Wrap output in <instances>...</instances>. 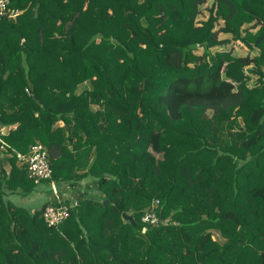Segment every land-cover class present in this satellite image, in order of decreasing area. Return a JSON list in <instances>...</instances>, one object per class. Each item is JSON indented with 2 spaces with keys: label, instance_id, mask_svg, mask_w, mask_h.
<instances>
[{
  "label": "trees",
  "instance_id": "1",
  "mask_svg": "<svg viewBox=\"0 0 264 264\" xmlns=\"http://www.w3.org/2000/svg\"><path fill=\"white\" fill-rule=\"evenodd\" d=\"M9 6L21 14L0 18V264H264V0ZM37 143L60 200L18 160ZM43 183L34 213L7 201ZM48 205L69 217L47 226Z\"/></svg>",
  "mask_w": 264,
  "mask_h": 264
},
{
  "label": "built area",
  "instance_id": "2",
  "mask_svg": "<svg viewBox=\"0 0 264 264\" xmlns=\"http://www.w3.org/2000/svg\"><path fill=\"white\" fill-rule=\"evenodd\" d=\"M10 0H0V18L7 17L10 19H16L21 12L19 10L12 9L10 6ZM20 163L25 162L28 165V175L36 183L41 181H49L53 195L56 199L60 200V192L57 183L52 179L53 172L49 163L48 152L46 148L37 143L30 149L28 155L17 154ZM159 205V201L156 200L152 207L142 217V223L155 227L162 221V217L158 214L156 208ZM70 215V208L65 205H48L43 212L44 222L49 227H58L61 225Z\"/></svg>",
  "mask_w": 264,
  "mask_h": 264
},
{
  "label": "crops",
  "instance_id": "3",
  "mask_svg": "<svg viewBox=\"0 0 264 264\" xmlns=\"http://www.w3.org/2000/svg\"><path fill=\"white\" fill-rule=\"evenodd\" d=\"M223 38H230V36L229 35H223ZM236 43H237V45L239 44L243 47V49L238 48L239 51L242 50V53L237 52L235 50L236 56L245 55L247 48L244 47L242 45V43L238 40ZM228 48L231 49L230 46H228ZM9 131H10V128L3 130L4 133H8ZM9 168H8V170H9ZM41 186L42 185L39 184L37 192H34L30 196H27V197H23L18 192H11V193L8 192L7 193V201L11 202L12 204H14L18 207H25V208L29 209L31 211V213H34L43 203H45L48 199H50V197H48V199H46V198L42 199L41 198V193H40ZM166 222H168V220H166ZM215 239H217V238H215Z\"/></svg>",
  "mask_w": 264,
  "mask_h": 264
},
{
  "label": "rangeland",
  "instance_id": "4",
  "mask_svg": "<svg viewBox=\"0 0 264 264\" xmlns=\"http://www.w3.org/2000/svg\"><path fill=\"white\" fill-rule=\"evenodd\" d=\"M207 3H208V2H207ZM207 3L202 7V9H205V7H207ZM209 4H210V2H209ZM201 18H202V19H206V18H207V15H204V16H202ZM222 23H223V21H221V24H222ZM221 24H220V25H221ZM220 25H218L217 28L220 27ZM220 36H221V35H220ZM219 49H220V50H223L222 48H219ZM226 49L229 50L228 47H227ZM236 51L242 53V50L239 51L238 48L236 49ZM88 86H89L88 83H85V84L81 85L80 88H79V91L81 92L82 90L88 88ZM55 87H56V84H55ZM8 168H9V166H7V169H8ZM48 191H50L49 184H48V183H43L42 186H41V188H40V193H41V198H42V199H45V198L48 199V197H50V196L47 194ZM156 200H157V199H156ZM154 202H155V200L153 201V203H154ZM153 203H152V204H153ZM144 231H145V229H143L142 234L144 233ZM211 231H212V235H213V237L217 238L218 240H221V235H220V233H219L218 231H215V230H211Z\"/></svg>",
  "mask_w": 264,
  "mask_h": 264
},
{
  "label": "water",
  "instance_id": "5",
  "mask_svg": "<svg viewBox=\"0 0 264 264\" xmlns=\"http://www.w3.org/2000/svg\"><path fill=\"white\" fill-rule=\"evenodd\" d=\"M34 99L36 98L34 97ZM2 157H3V154L0 157V168H2ZM108 203L109 201L104 202V204H108ZM123 218L124 220L128 221L134 229L136 228L135 218L132 215L123 213ZM150 229L153 230L154 228L151 227Z\"/></svg>",
  "mask_w": 264,
  "mask_h": 264
}]
</instances>
